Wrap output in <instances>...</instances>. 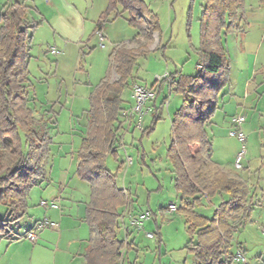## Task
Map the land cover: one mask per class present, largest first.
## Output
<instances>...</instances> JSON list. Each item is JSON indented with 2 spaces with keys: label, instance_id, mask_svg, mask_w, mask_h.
Wrapping results in <instances>:
<instances>
[{
  "label": "trees",
  "instance_id": "obj_1",
  "mask_svg": "<svg viewBox=\"0 0 264 264\" xmlns=\"http://www.w3.org/2000/svg\"><path fill=\"white\" fill-rule=\"evenodd\" d=\"M28 0H6L0 13V242H16L30 232L18 235L15 226L28 216L27 199L31 190L44 181L45 162L52 144L54 115L37 116L30 98L28 79L29 45L39 24L30 19ZM242 0H205L196 49L198 69L194 76L169 75L153 87L156 101L167 85L182 95V103L170 124V143L165 158L177 196L176 212L184 217L188 236L185 248L196 264H239L233 252L235 232L248 222L254 204L248 200L247 184L223 171L212 159V145L206 127L217 108L220 92L228 77L224 37L238 22ZM123 19L136 31L131 43L115 46L110 69L116 75L94 86L85 112L87 131L76 153L75 176L90 187L86 222L90 228L85 264H121L132 250V242L118 238L119 209L127 199L118 188L115 174L106 169V158L122 146L120 118L125 111L123 93L132 88L137 59L147 53V43L158 33L157 17L142 0H108L94 35L105 24ZM206 21V22H204ZM157 48H160V40ZM171 82V83H170ZM170 83V84H169ZM159 120L156 116L153 124ZM153 127L144 129L147 135ZM121 164L117 171L120 170ZM225 196L211 218L196 210L202 199ZM165 209H160L162 216ZM153 238L159 246L160 227L155 216ZM163 219V217H162ZM161 219V223L163 220Z\"/></svg>",
  "mask_w": 264,
  "mask_h": 264
},
{
  "label": "crops",
  "instance_id": "obj_2",
  "mask_svg": "<svg viewBox=\"0 0 264 264\" xmlns=\"http://www.w3.org/2000/svg\"><path fill=\"white\" fill-rule=\"evenodd\" d=\"M250 2L244 0L239 12H237L239 19L235 29L223 39L228 63L227 83L219 94L216 111L206 127V132L212 145L213 161L223 171L238 176L247 184L248 200L255 205L248 222L239 228L233 236V252L235 256L241 253L248 264H264V10L257 4L252 6ZM5 3L6 0H0V13ZM27 3L31 8L29 18L39 24L32 39L39 29L45 28L51 31L53 42L48 45L49 42L45 40V44H47L43 52L44 57L51 56L48 50L50 47H54L60 54L55 62L58 63L60 60L62 63H66L70 56L72 57L74 50H77L73 59L77 62L78 68L82 69L80 63L81 55L83 56V46L88 48L90 62L97 46L99 77L94 85L83 84L84 87H82L79 96L82 105L79 106L81 107L79 117L69 113V117L64 119L62 130H59V117L63 110L68 113L66 104L62 103L61 97L58 96L57 98V94L61 93L62 82H59V89H55L53 100L45 105L37 102L36 90L40 88L43 80L47 79L42 75L36 79L34 84L29 83L31 90L29 96L33 100L32 105L35 106V110L40 116L42 114L44 120L50 118L51 115H54L55 118V125L52 126V144L45 162L47 166L44 167L45 176L42 182L47 187L42 190L40 202L55 203L57 208L45 209L46 212L42 221L48 223L46 230L49 228L50 231L45 233L42 229L35 242L27 244L30 241H1L0 264H85L83 256L88 249L90 239V228L85 218L86 206L90 200V187L75 176V170L76 153L81 139L87 131L85 112L89 107L88 96L94 86L108 78L110 71L109 55L112 49L119 45L133 48L131 45L134 44L131 41L135 34L126 38L122 36L123 30L121 32L117 30L118 26L124 28V26L127 27V24L120 18L103 26L100 33L102 40L99 39L98 35L93 34L100 15L106 10L108 0H50L49 3H45L44 0H28ZM61 16L64 17L61 18ZM55 37H57L59 46L54 41ZM139 39L141 43H146L143 36ZM100 45H103V48ZM148 46L146 45V47ZM106 51H108L107 54ZM29 64L30 62H28V67ZM45 66L48 67L46 64ZM34 68L37 69L38 64ZM198 68L196 61V69ZM55 73L56 71H53V75ZM173 81H176V77L173 78ZM135 82L138 84L136 80ZM75 86L79 87V84H75ZM153 87L156 85H152L150 88ZM171 88H174V84ZM129 96L131 102L125 105L124 113L132 105L130 93ZM75 100L78 99L74 96L70 103L72 108L75 105ZM164 105L166 104L164 103ZM161 106L163 104L157 105V101L148 104L150 120L144 125V129L156 125V123L153 124V119L155 116L158 118L157 109H162ZM74 107L78 109V105ZM152 112L153 116H150ZM235 116L245 118V121L238 128L243 134V142L229 137V132L233 130L230 121ZM120 122L122 146L118 150H125L129 145L131 148H135L136 141L143 137L142 132L136 130L134 122L127 121L123 115ZM242 150H244V154L240 163L241 169L237 170L235 159ZM134 153L135 160L134 158L131 159V168L135 161L139 166L144 164L143 152L134 149ZM127 154L125 152L126 158L129 157ZM109 157L117 162L114 173H111L116 175L115 181L117 176L123 175V183L118 185L116 182V184L128 201L127 206L119 209L121 215L119 219L120 230L117 235L121 239L127 237V242H132V250L126 258V263H128L129 255L138 253L140 248L138 240L145 237L153 238L154 222L150 218L144 220L143 216L150 211L157 221V214H160L159 210L164 208L155 209L156 203L152 204L150 196L153 190L146 193L148 201L141 203L140 199L137 198L136 191V181L138 180L134 179L135 177L138 178L139 173L136 174L137 171L128 166L130 164L126 162L125 157L124 163L126 165L123 164V161L120 162L117 158V152L113 156H108L106 163ZM120 164L121 169L116 172ZM130 169L132 171H129ZM130 178L131 183H127V179ZM170 183L173 187L171 174ZM159 189L160 186L154 191ZM174 196L177 199L175 192ZM214 199H218L216 204L211 203ZM222 199L226 198L215 195L208 201V204L215 209ZM170 203L172 202L169 201ZM142 205L145 207L141 208ZM165 211L168 212L167 209ZM36 222L38 221L34 223L29 221L24 234L32 231Z\"/></svg>",
  "mask_w": 264,
  "mask_h": 264
},
{
  "label": "rangeland",
  "instance_id": "obj_3",
  "mask_svg": "<svg viewBox=\"0 0 264 264\" xmlns=\"http://www.w3.org/2000/svg\"><path fill=\"white\" fill-rule=\"evenodd\" d=\"M148 9L156 15L158 22V33L153 34V36L144 41L149 45L147 48V53L143 57H139L136 62V66L133 70L134 83L150 88L152 85L158 83L164 76H169L170 74H176V79L180 75L194 76L197 72L196 69V49L199 45L200 38V27L202 21L203 8L205 6V0H142ZM250 4H257L262 10H264L263 0H249ZM244 3L242 0L241 4ZM241 6L237 9L239 12ZM238 15V14H237ZM64 16H61V18ZM206 22V21H204ZM120 32L122 31V36L126 38L127 36L135 34L134 29L124 26L122 28L118 26ZM39 31V32H38ZM36 35L33 37L29 45V67H28V79L29 83H35L39 76H44L45 79L43 83L40 84V88L36 90L37 102L45 105L49 101L53 100V95H55V89H59V82H62L60 86V92L57 94V98L61 97L62 103L64 102L67 107V112L62 111L59 117V130H62L65 117H69V113L74 116L79 117L81 112V99L79 100L80 91L83 84L94 85L97 78L99 77V59L97 58L98 48L96 46L95 53L92 54V61L88 58V48L83 46V56L81 55V67L78 68L77 62L73 59V56L77 54V50H74L72 57L65 62L59 60L58 63L55 62L60 54L54 56L43 55L46 49V42H53L51 31L45 28L39 29ZM39 37V38H38ZM55 37L54 41L56 45L59 46L58 41ZM51 40V41H50ZM160 40V48H157L158 41ZM143 44V43H141ZM72 47V45H71ZM70 47V49H72ZM135 48L137 45H131ZM108 51L105 53L107 54ZM60 57V56H59ZM38 64V70L34 66ZM45 64L48 66L46 67ZM57 65V67H56ZM53 71L56 73L53 75ZM46 75V77H45ZM108 78L110 80H115L116 75L110 69ZM55 86H53V83ZM75 84H79L75 86ZM44 89V90H43ZM131 88H128L123 93V99L125 100V105L129 104L130 96L129 93ZM67 96V97H66ZM76 97L75 105H78V109L70 106L72 98ZM56 101V99H55ZM157 105L163 104L162 109H157V115L159 120L154 125L153 130H151L147 135L145 134L139 141H136L135 148H131V145L127 146L125 150H117V158L124 163V157L126 159L125 152L127 155L134 158V149L139 152L142 151L144 155V164L138 165L136 161L134 166L128 165L132 170L139 173L138 178L135 177L137 182L136 191L137 198L140 199L141 203L146 200V193L149 190H153L150 194L152 204H155V209L159 207L167 209V213L163 214V223H161L160 214H157L156 224L160 227V240L159 246H157L156 240L154 238H143L139 239L140 248L134 253L129 255L130 260L128 263L126 261L121 264H193L194 258L185 248L188 236L186 234V229L184 225V218L182 215L176 212V209L170 211L168 208L169 201L176 203V198L174 196V190L170 183V166L165 158L166 149L170 143V124L173 114L179 109L182 103V95L167 85L162 88L157 99ZM154 103V102H152ZM151 103V104H152ZM164 103L166 105H164ZM85 105V103H84ZM159 107V106H157ZM71 108V109H70ZM37 116L40 114L37 112ZM150 116H153V112ZM150 120L149 114L144 118L143 126ZM128 138V135H127ZM128 139L126 140V142ZM125 155V156H124ZM117 162L109 157L106 163V169L109 173H114L115 166ZM47 166V164L45 163ZM127 166V167H128ZM134 168V169H133ZM129 171H132V170ZM141 172V175H140ZM136 176V175H135ZM116 182L118 185L123 183V175L116 177ZM131 183V178L127 179V183ZM135 182V181H134ZM144 184V185H143ZM41 185V186H40ZM39 186L33 188L29 193L27 199L28 205V216L21 220L16 226L15 231L19 234L24 235L25 230H27L29 221L36 222V225L43 224V217L48 208H43L39 206L42 190L47 186L41 183ZM127 186H129L127 184ZM135 186V185H134ZM151 186V187H150ZM160 186L158 191H154ZM134 190V189H133ZM223 198H226L223 196ZM49 202V201H47ZM218 199H214L211 203L216 204ZM202 206L199 207L196 212L198 214L205 215L211 218L213 214V207L208 204V201L202 199ZM145 206L142 205L141 208ZM47 223V222H46ZM48 224V223H47ZM154 225V224H153ZM45 233H49L50 230H46V226L43 228ZM42 231V230H41ZM41 231H34L36 237ZM48 231V232H47ZM154 231L152 230V233ZM26 240L22 238L21 241ZM20 241V240H19ZM141 241V242H140ZM31 244V242H27ZM241 254V253H240ZM242 255V254H241ZM248 264V263H247Z\"/></svg>",
  "mask_w": 264,
  "mask_h": 264
},
{
  "label": "built area",
  "instance_id": "obj_4",
  "mask_svg": "<svg viewBox=\"0 0 264 264\" xmlns=\"http://www.w3.org/2000/svg\"><path fill=\"white\" fill-rule=\"evenodd\" d=\"M45 3H49L50 0H44ZM99 39L102 40V38L100 37V34H97ZM101 48H103V45H100ZM48 53L51 56H56L58 54V51L56 48L54 47H50L48 50ZM168 76H164L162 79H166ZM158 80L161 79H157L156 81L158 82ZM130 95H131V100H132V105L131 107L123 114V117L129 121V122H134V127L136 130H138L139 132H142L144 130V126H143V121L144 118L149 114L150 112V108L148 107V104L152 103L155 100V91L153 88H147L145 86L139 85V84H135L132 86L131 91H130ZM245 121V118L243 116H235L233 118H231V125L233 127V130H231L229 132V137L231 138H236L238 139L240 142H243L244 137L243 134L239 131V127L240 125ZM243 154H244V150H242L235 159V168L237 170L241 169V161L243 159ZM126 162L127 163H131V158L127 157L126 158ZM40 207L43 208H51V209H55L57 208V206L55 205V203H47L44 201H41L39 203ZM168 208L170 209V211L175 210V204L174 203H170ZM149 218V215L146 214L145 216H143L144 220H147ZM47 227L48 224L46 222H43V224L40 225H35V227L33 228L32 231H30L27 235H26V240L30 241V242H35L36 240V235L34 233V231H41L44 227ZM53 226V225H50ZM236 262L239 264H247V261L245 260V258L238 253L236 255L235 258Z\"/></svg>",
  "mask_w": 264,
  "mask_h": 264
}]
</instances>
